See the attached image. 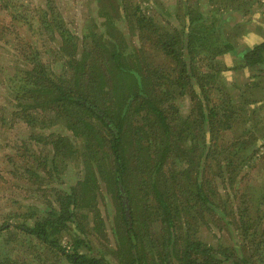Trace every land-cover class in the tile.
<instances>
[{
	"label": "trees",
	"instance_id": "16d2710c",
	"mask_svg": "<svg viewBox=\"0 0 264 264\" xmlns=\"http://www.w3.org/2000/svg\"><path fill=\"white\" fill-rule=\"evenodd\" d=\"M101 1L96 2L99 4ZM50 4L48 0L46 6L53 13L55 8ZM2 8H8L11 12L13 5L9 6L5 2ZM189 9L188 15L194 13ZM43 11L44 30L51 32L52 39L59 45L56 51L59 58L54 65H48L40 54H36L34 58L37 63L32 66L34 58L27 56V62L32 61L28 70L24 69L22 75L16 73L17 79L10 85L14 97L12 115L22 116L27 124L33 125L34 116H39V112L32 116L33 110H40L43 115L56 113L59 122L68 124L66 128L76 142L64 135L49 141L37 138L36 143L43 142L54 149L50 162L52 168H57L55 158L59 155L66 158L67 152L77 153L82 158L75 159V167H81L83 176L77 182L67 178V189L55 193L58 205L50 204L32 213V216H39L33 227L21 224L16 225L15 229L58 250L69 264H250L253 258L241 255V247L220 251L196 238L205 212L213 220L226 215L225 211L219 212V202L214 201L217 197L219 201L223 199L215 189L220 182L226 183L228 180L232 189L239 193L236 188L240 183L239 164L249 160L242 157L235 160L219 159L218 136L221 127L231 130V122L243 120H240L238 105H231L230 111L228 105L224 107L225 100L221 103L215 101L214 92H221V88L217 85V77L209 75L204 68L213 61L217 64L216 59L227 52H235L234 57L240 69H250L255 74L254 78L261 79L264 77V37L255 46L236 53L232 43L222 33L213 34L215 29L196 27L202 21L200 15L197 19L193 18L188 27H173V33H162L156 29L158 25L153 17L139 15L141 10L138 5L132 15V22L136 18V31L141 36L147 33L146 24L156 29L155 44L161 57L159 62H138L135 69H129L118 45L109 50L108 43L100 37L88 43L90 52L81 55L75 43L76 35L64 26L60 18L56 16L53 20L48 19V11ZM104 15L110 18L108 11ZM86 39H89L87 35ZM198 43L206 50L208 59H197L192 49ZM96 50L105 56V61L97 59ZM208 60L209 63H206ZM183 97H191V110L187 117L180 113ZM5 121L6 117L2 114L0 122ZM201 132L206 137L210 134L212 141L209 140L211 148L204 150L208 152L207 161L213 155V163L219 171L212 173L214 181L204 174L205 169L210 167L205 153L194 157L201 147L198 145V133ZM128 133L136 138L131 144L135 147V163L140 162V157L147 156L151 161H158L159 158H156L161 155V166L149 171L151 175L147 182L142 181L143 188L138 190L137 195L144 214L148 213L147 218L159 225V236L154 235L155 239L148 232L147 223H139L138 210L132 208L131 202L130 217L126 205L122 207L123 192L126 191L127 195L130 193L127 178L132 163L128 155L130 143L125 141ZM236 143L242 145L244 142L236 140ZM239 152L236 151V155ZM170 160L173 164L177 163L175 169L178 176L174 175L172 166H166ZM164 164L165 167H162ZM183 165L185 168L181 169ZM31 169H34L33 165L26 167L27 172ZM105 173L108 178L105 180L103 177L104 181L112 189L111 192L118 195L122 208L121 219L127 226L125 236L122 235L126 243L123 241L119 251L112 252L114 261L87 254L82 250L83 241L69 234L73 252H68L61 244L64 234L71 230L72 225L85 234L86 231L80 225L82 210L97 209V191L100 188L98 178ZM62 180L65 182V179ZM173 183L176 191L173 190ZM260 195L261 198L258 197L264 201V186ZM230 198L227 197L228 200ZM211 200L214 202L211 203ZM248 208L249 202L243 199L241 205L237 206L240 219L234 220L233 226L243 234L251 233L248 236L254 241L252 247L259 246L252 251L251 257H254L256 251L264 247V239H257L264 233L258 236L260 225L251 219L254 217L249 214ZM0 264L34 263L26 258L6 256L0 258Z\"/></svg>",
	"mask_w": 264,
	"mask_h": 264
},
{
	"label": "rangeland",
	"instance_id": "374dc122",
	"mask_svg": "<svg viewBox=\"0 0 264 264\" xmlns=\"http://www.w3.org/2000/svg\"><path fill=\"white\" fill-rule=\"evenodd\" d=\"M47 1L5 0L9 6L13 5L10 12L8 8L3 10L2 4L5 2L0 0V119L2 114L6 117L5 123L0 122V258L12 256L26 258L34 264H69L58 250L51 249L40 243L36 237L15 229L16 225L21 224L33 227L39 216H32V213L43 210L50 204L58 205L55 193L67 189L68 179L77 182L83 176L81 167H75V159L82 158L77 156V153L67 152L66 158L59 155L55 158L57 168H52L50 162L54 156V149L45 146L43 142L36 143L37 138L49 141L64 135L70 137L69 140L71 139L72 142H76L66 128L68 124L59 122L56 113L43 115L40 110H33L32 116L39 112L37 114L39 116H34L36 119H33V125L27 124L22 116L12 115L14 97L10 85L17 79L16 73L22 75L24 69L28 70V65L32 61L27 62V56L33 59L36 54H40L43 62L48 65H54L59 58L56 55L59 45L52 39L51 32L44 30L43 10L48 11V19L53 20L57 16L63 21L64 26L76 35L75 43L79 46L81 55L90 52L88 43L100 37L108 43L109 50L118 45L124 53L125 65L129 69H135L138 62L160 61L161 55L157 53L158 48L155 44L156 29L162 33H173V27L180 28L185 25L188 27L192 19H197L198 15L202 21L198 26L195 24L196 27L215 29L216 33L213 34L222 33L223 37L225 36L232 43L236 53L243 48L255 46L264 37V0H102L99 4L97 0H49L50 6L56 11L53 13L46 6ZM138 5L141 10L139 15L153 17L158 25L155 29L146 24L148 30L144 36L136 31L138 26L136 18L133 21L134 25L132 24V15ZM189 7L194 13L188 15ZM107 11L110 13V18L104 15ZM40 27H43L41 31L38 30ZM44 33L47 35H43ZM86 35L89 39H86ZM192 50L198 56V60L207 58L206 50L200 43ZM96 54L93 56H98L96 58L100 62L105 61V56L99 54L98 50ZM234 54L235 52H227L218 57L217 64L211 61L212 63L208 64L204 71L217 77V85L221 88V92H214L215 101L221 103L225 100L224 107L228 105L230 111L231 105H238L236 107L241 110L240 120H243L231 122V130H226L225 126L221 127L218 136L221 153L219 159L235 160L242 157L249 160L247 163L239 164L240 183L236 186L239 193L232 189L228 180L226 183L220 182L219 187L215 189L224 200L219 201L217 197L214 201L219 202V212L225 211L226 215L223 217L217 215L218 217L213 220L212 216L205 212L196 238L220 251L225 248L233 250L234 247H241L243 250L241 255H245V258H253L250 264H264V247L258 249L257 254L251 257L253 249L255 251L259 246L252 247L254 241L248 236L251 233L243 234L233 226V221L240 219L237 206L245 199L249 202V214L254 217L251 219L260 225L258 236L264 233V201L260 199L264 186V77L256 79L250 69H240ZM36 63L37 60L34 58L32 66ZM206 63H209V60ZM228 100H230L229 104H227ZM190 110L191 97L181 98L182 116L190 115ZM198 137V145L201 147L194 157L205 153L207 161L208 152L204 149L211 148L210 134L206 137L201 132L198 133ZM135 139L134 135L128 133L125 140L130 143L128 155L131 157L132 166L127 178L130 193L127 195L126 191L123 192L122 207L126 205L127 215L130 217L131 202L132 208L138 210L136 214L139 223L146 222L149 226L148 232L154 238L156 234L159 236V225L147 218L148 213L144 214L137 195L138 190L143 188L142 181H148L151 175L149 171L159 168L162 160L161 155L154 156L157 157L156 159L159 158L158 161L154 159L151 161L147 156L140 157V162L135 163V147L131 146ZM236 140L244 143L237 145ZM236 151H240L238 155ZM213 159V155H210L207 161L210 167L205 169L204 174L214 181V174L219 171ZM176 164L170 160L167 161L166 166H172L174 175L178 176ZM31 165L34 169L27 172L26 167ZM162 167H165V164ZM183 168L184 165L181 169ZM106 175L107 173L98 178L100 188L97 191V209L82 210L80 225L84 232L86 231L85 234L72 225L71 230L64 234L61 244L68 252H73V246L69 243L70 237L67 235L69 234L83 241L82 250L87 254L103 256L114 261L112 252L113 250L118 252L123 241H126L122 235L125 236L127 226L121 219L122 208L118 195L116 192L112 193V189H109L107 182L104 181L103 177L105 180L108 178ZM62 179H65V182ZM176 189L173 183V190ZM228 196L231 197L229 200ZM218 206H216L217 211ZM247 236L248 238H245ZM257 239L261 241L264 235ZM232 258L234 259V256Z\"/></svg>",
	"mask_w": 264,
	"mask_h": 264
},
{
	"label": "crops",
	"instance_id": "0c3cea01",
	"mask_svg": "<svg viewBox=\"0 0 264 264\" xmlns=\"http://www.w3.org/2000/svg\"><path fill=\"white\" fill-rule=\"evenodd\" d=\"M260 43V42H259ZM249 72V71H248Z\"/></svg>",
	"mask_w": 264,
	"mask_h": 264
}]
</instances>
